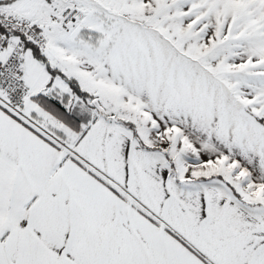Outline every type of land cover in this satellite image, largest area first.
Masks as SVG:
<instances>
[{
  "label": "snow or ice",
  "instance_id": "6c2138e0",
  "mask_svg": "<svg viewBox=\"0 0 264 264\" xmlns=\"http://www.w3.org/2000/svg\"><path fill=\"white\" fill-rule=\"evenodd\" d=\"M0 264H264V0H0Z\"/></svg>",
  "mask_w": 264,
  "mask_h": 264
}]
</instances>
